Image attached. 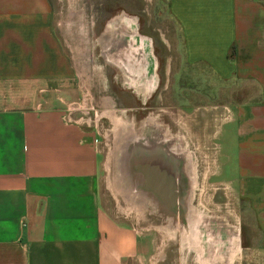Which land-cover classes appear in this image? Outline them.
I'll list each match as a JSON object with an SVG mask.
<instances>
[{
    "label": "crops",
    "instance_id": "crops-1",
    "mask_svg": "<svg viewBox=\"0 0 264 264\" xmlns=\"http://www.w3.org/2000/svg\"><path fill=\"white\" fill-rule=\"evenodd\" d=\"M59 2L0 0V264H188L187 240L166 263L170 232L105 207L97 131L77 107L89 92L60 34ZM165 3L187 65L256 91L218 113L211 141L224 149L213 144L211 179L231 197L212 212L210 259L200 214L191 264H264V0Z\"/></svg>",
    "mask_w": 264,
    "mask_h": 264
},
{
    "label": "rangeland",
    "instance_id": "rangeland-1",
    "mask_svg": "<svg viewBox=\"0 0 264 264\" xmlns=\"http://www.w3.org/2000/svg\"><path fill=\"white\" fill-rule=\"evenodd\" d=\"M55 18L60 24V34L64 44L73 51L72 59L77 66L78 79L88 88L87 104H79L77 107H86L85 113L89 114L87 124H90L92 129L97 131L95 135L98 148L103 156L101 190L103 194H106L105 207L110 213L122 214L131 221L137 219L141 227L148 223L165 227L168 217H163L157 212L152 214L151 209L153 207L147 205L146 202L139 204L135 191L132 192L133 188L130 182L122 180L123 174L119 167L120 154L114 152L118 142L115 136L117 129L115 128L117 125L127 127L130 122L132 124L131 108L133 102L131 96L133 94H131L132 89L128 86L126 79L122 78L119 71L106 62L104 57L100 56L102 48L99 42L106 41L111 37L110 33L115 30L121 32L133 28V33L137 34V37L138 34L141 36L148 35L149 39L144 40V49L161 50L166 57L165 65H171L169 68L170 75L167 74L166 68L165 80H169L173 84V74H180L181 86L188 89L194 88V90L210 98L216 96L217 100L213 103H219V106L225 108L230 106L229 103L247 100L251 93L255 95L256 91L248 85L239 87L231 82L218 81L204 66L187 65L183 61L177 28L169 16L165 0H60L55 9ZM121 38L117 37L115 43L112 42L109 45L110 50L115 51L122 45H126V42L128 44V40H124V35ZM169 90L171 87L167 92L164 91L162 96L166 105L177 106L179 111V117H175L177 123L181 120L182 112L185 111L181 109L176 100H172ZM187 92L197 97V100H200L199 104L208 102L205 97L202 99L195 93ZM112 96L118 98H112ZM220 111L224 110L220 109ZM108 113L115 116L116 123L111 120ZM186 114L189 116V111ZM180 127L178 129L182 130ZM225 138L228 139L229 137L226 135ZM213 144L215 152L218 155L221 154L224 147L221 146L219 137L207 144V154L191 153L192 158H189V161L194 165V176L190 174L189 177L193 183L192 185L189 184L190 186L188 184L182 186L181 191V194L184 192V194L191 195L190 206L192 210L203 214L205 224L200 225V229H198L206 248L205 259L211 258L212 212L217 211L220 205L221 209L227 208L229 205L227 199L231 197L228 195L227 186L212 184L211 171L212 166L216 164L212 150ZM107 156L108 159L106 160ZM196 164L199 166L196 167ZM192 165L190 164V166ZM220 179L227 180L228 178L223 175ZM219 196L223 202H217ZM181 203L182 206H185L184 202ZM230 203H234V201L231 200ZM166 231L170 232L167 229ZM169 237L166 263L169 261L178 262L180 257L178 244L182 237L179 233L173 237L170 234ZM226 239L227 237L225 241ZM183 245L187 248L184 250V253H187V263L191 264L194 260V254L188 249L189 244L184 243Z\"/></svg>",
    "mask_w": 264,
    "mask_h": 264
},
{
    "label": "flooded vegetation",
    "instance_id": "flooded-vegetation-1",
    "mask_svg": "<svg viewBox=\"0 0 264 264\" xmlns=\"http://www.w3.org/2000/svg\"><path fill=\"white\" fill-rule=\"evenodd\" d=\"M124 37L126 41L129 39L137 40L133 45L134 49L132 48L133 54L130 56V60L136 61L139 69L134 75H130L124 71L136 84L135 88L129 86L132 89L131 94H133L131 96L133 102L131 116L135 130L132 144L127 143L125 149L127 160H129V152H132L131 156L134 170L132 169L133 174H130V177L133 179L138 194L141 193L140 195H144L145 191L143 187L146 178L142 166H139L138 163L140 162L138 160L141 158L140 153L144 155L152 154L149 163L153 168H160L161 165L165 167V160H168L167 162L169 163L166 165L170 168V171L168 170L169 176L165 178L157 177V179L158 181L163 179L166 182L165 187L170 194V200L167 202V205L164 204L168 208L164 207V210L160 209L159 211L158 207V211L165 214H174L176 213V201H178L176 200V194L182 198V186L188 184V177L185 175V172L189 170L187 167H190V164H192L189 161V158H192L191 153L196 154L197 151H200V146H203L204 141L212 140L211 137L214 134L218 113L220 109L224 110L225 107L219 106V103H213L217 100L216 96L210 98L194 90V88L188 89L187 87L181 86L180 74H173V84L169 80H165L166 68L167 74L170 75L169 68L171 65H165L166 57L162 54L161 50L143 49V51H140L138 48L136 49L138 41L148 40V35L141 36L138 34L137 37V34L135 35L133 33L132 35L125 34ZM126 46H128L127 42L126 45H122L117 49L115 48V51ZM100 56L103 57L102 49L100 50ZM112 66L119 71L122 78L124 77L126 79L121 68ZM170 87L171 90H169V93L170 96L172 95V100H176L180 104L181 109L185 111L181 114L184 117L180 116L181 120L177 123V118H175L179 117L177 106L166 105L164 97L162 96L164 91L167 92ZM187 91L199 95L202 99L205 97L208 102L206 104H199L198 102L200 100H197V97L192 96ZM112 98L118 97L112 96ZM228 105H231V103ZM188 111L189 116L186 114ZM179 127L182 130H179ZM203 134L206 135V140H203ZM175 183L179 187L178 191L175 190ZM152 193L153 195L157 194L154 191ZM155 198L157 199V197ZM156 201L159 204L161 199L159 198ZM154 210L151 209L152 214L155 212L159 213Z\"/></svg>",
    "mask_w": 264,
    "mask_h": 264
},
{
    "label": "bare ground",
    "instance_id": "bare-ground-1",
    "mask_svg": "<svg viewBox=\"0 0 264 264\" xmlns=\"http://www.w3.org/2000/svg\"><path fill=\"white\" fill-rule=\"evenodd\" d=\"M133 32H134L133 28L129 29V31L124 30L121 32H117L115 30L112 33H110V36H111L110 38H108L106 41H100L99 44L101 45L102 55H103L105 61L111 65H114V66L121 68L123 70V74L126 77V82H127L128 86L135 88L136 84L133 82L132 78H129L128 75H126V73H128L130 75L131 74L134 75L137 73V70H139L136 61L130 60V56L133 54L132 53L133 49H134L133 45L137 42V40L135 41L133 39H129L128 40V46L121 48L118 51H112V50H110L111 47H109V45H111L112 42L115 43V39L117 37L122 39L121 38L122 35H125V34L132 35ZM144 44H145L144 41H142V40H140V42L138 41V46H137L138 50L143 51ZM108 115L111 117L112 121H114V122L116 121L114 118L115 116L112 115V113H108ZM115 129H117L115 131V136H116V140L118 139V142L116 143L117 145H116V149L114 152H119V154H120V156H119V158H120L119 167H120V170L122 171V174H123L122 180H127L130 182V184L133 188L132 192L135 191V195L138 198L137 201L139 204H140V202H146L147 205H150L153 207L152 210L155 209L154 211H158V207H159V211H160V209L164 210V207L168 208L167 206L164 205V204L167 205V202L170 200V194L168 193V191L166 190V187H165L166 182L163 179H161V181H158V179H157V177L165 178V177L169 176L170 168L167 166L168 165L167 163H169V162H167L168 160L167 161L165 160V162L167 164V165L165 164V167L161 165L160 168H158V167L153 168L152 165H150V163H149L150 157L152 158V154L151 155H148V154L144 155L143 153L142 154L140 153L141 158H140V160H138V161H140L138 163H139V166H142V170H143L145 178H146V180H145L146 182H145V185L143 187L145 193H144V195L140 196V194H138V191H136L134 189V182H133V179L130 177V174L131 175L133 174L132 169L134 170L133 163H132V156H131L132 152L131 151L129 152V154H128L129 160H127V155H126V151H125L127 143H130V145H131L132 141H133L132 138H133L134 131H135L133 123L131 124V122H130L127 127L117 125ZM193 166L194 165L187 167V169L189 168V170L188 171L186 170L187 172H185L186 173L185 175L188 177V185L189 184L192 185V183H193L192 179L189 177L190 174L194 176ZM191 171L193 174L191 173ZM110 183H112V182H110ZM175 186H176L175 190L178 191L179 187H178L177 183H175ZM152 191L157 192L158 195L157 194L153 195ZM182 194H183L182 198L179 197L178 194H176V196H177L176 200H178V201H176L177 205L175 206L176 213L165 214L163 212L158 211L159 213H161V215L163 217L164 216L168 217L167 218L168 219L167 225L165 227H159V228L162 229L163 231L166 229L169 230L172 237L179 233L182 237L181 238L182 243H183V241L185 242L187 240L188 244H190L189 245L190 247H191V245H193V247H196L198 245V242L196 241L195 234L197 233V228L199 226V222L201 221V215H200L199 211L192 210V207L190 206V201L192 199L191 195H188V193L184 194V192H182ZM155 197H157V199H159V198L161 199L159 204H157L158 202L156 201L157 199ZM180 201L184 202L185 206H182ZM178 202H179V204H178ZM164 235H165V233H164Z\"/></svg>",
    "mask_w": 264,
    "mask_h": 264
}]
</instances>
